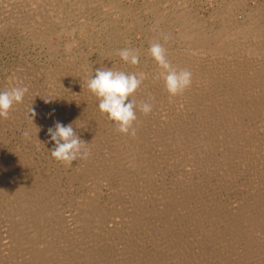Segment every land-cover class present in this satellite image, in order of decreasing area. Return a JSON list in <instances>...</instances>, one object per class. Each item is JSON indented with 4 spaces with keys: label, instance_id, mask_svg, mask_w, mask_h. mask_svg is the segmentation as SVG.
Wrapping results in <instances>:
<instances>
[{
    "label": "rangeland",
    "instance_id": "rangeland-1",
    "mask_svg": "<svg viewBox=\"0 0 264 264\" xmlns=\"http://www.w3.org/2000/svg\"><path fill=\"white\" fill-rule=\"evenodd\" d=\"M261 40L264 0H0V90L28 88L0 120V264H264ZM154 41L192 72L182 95ZM97 68L147 75L135 137L99 111ZM55 121L88 159L51 157Z\"/></svg>",
    "mask_w": 264,
    "mask_h": 264
},
{
    "label": "clouds",
    "instance_id": "clouds-1",
    "mask_svg": "<svg viewBox=\"0 0 264 264\" xmlns=\"http://www.w3.org/2000/svg\"><path fill=\"white\" fill-rule=\"evenodd\" d=\"M163 39L167 41L168 37L165 35ZM65 47L67 51H71L72 45ZM148 53L159 69L153 79L164 81L170 99L182 95L191 86L192 72L186 68L174 67L163 44L159 41L152 42ZM116 55L126 64L138 65L140 63L139 52L135 49L127 47L119 49ZM146 78L147 75L143 72L128 73L112 68H97L95 74L87 80L88 90L98 100L99 111L115 123L116 130L120 134L135 137L137 129L134 124L137 121V111L148 115L153 110L150 100L137 102L132 98ZM27 92L26 86H12L0 90V120L10 118L14 106L23 103ZM45 102L49 101L45 100ZM30 113L31 117L35 116L34 110L30 109ZM23 135L29 138L30 132L25 130ZM48 135L54 142L49 152L57 162L66 167H72L74 161L88 159L90 150L87 146L89 143L77 135L72 123L65 125L60 121H55L54 125L48 128Z\"/></svg>",
    "mask_w": 264,
    "mask_h": 264
},
{
    "label": "bare ground",
    "instance_id": "bare-ground-1",
    "mask_svg": "<svg viewBox=\"0 0 264 264\" xmlns=\"http://www.w3.org/2000/svg\"><path fill=\"white\" fill-rule=\"evenodd\" d=\"M233 21H234V20H233ZM230 24H231V23H230ZM230 24H229V25H230ZM237 24L239 25V23H237ZM237 24H236V25H237ZM238 25H237V26H238ZM241 25H242V24H241ZM239 26H240V25H239ZM239 26H238V28H239ZM228 28H229V27H228ZM242 29H243V28H242ZM247 29H248V28H247ZM258 29H259V28H258ZM236 30H237V29H236ZM255 30H256V29L251 30V31L253 32V31H255ZM248 31H250V29H249ZM257 31H259V30H257ZM257 31H256V32H257ZM194 33H195V32H194ZM194 33H193V34H194ZM196 33H197V32H196ZM198 33H199V32H198ZM216 33H217V32H216ZM249 33H250V32H249ZM249 33H248V34H249ZM254 33H255V32H254ZM250 34H251V33H250ZM258 34H259V33H258ZM201 35H202V34H201ZM190 36H191V35H190ZM250 36H252V35H250ZM257 36H258V35H257ZM188 37H189V36H188ZM196 37H197V35H196ZM253 37L256 39V36H253ZM258 37H260V36H258ZM258 37H257V38H258ZM190 38H191V37H190ZM190 38H189V39H190ZM218 38H219V37H218ZM192 39L195 40L193 37H192ZM198 39H199V37H198ZM256 40H258V39H256ZM195 41H196V40H195ZM200 41H201V39H200ZM261 41H264V40H261ZM193 42H194V41H193ZM196 42H197V41H196ZM198 42H199V41H198ZM198 42H197V43H198ZM255 43H256V42H255ZM203 44H205V42H204ZM213 44H214V43H213ZM213 44H212V45H213ZM198 45H199V44H198ZM213 47H214V46H213ZM216 47H217V46H216ZM208 48H209V47H208ZM225 48H226V47H225ZM243 48H244V47H242V48L240 47V49H243ZM262 48H263V47H262ZM249 49H250V48H249ZM198 50H199V47H198ZM207 50H208V49H207ZM226 50H227V49H226ZM204 51H205V50H204ZM248 51H250V50H248ZM254 51H255V50H254ZM246 53H247V52H246ZM206 54H207V53H206ZM208 55H209V54H208ZM174 65H175V64H174ZM262 102H263V101H262ZM243 112H244V111H243ZM234 114H235V113H234ZM136 128H137V127H136ZM179 133H180V132H179ZM202 139H203V138H202ZM229 139H230V138H229ZM133 148H134V147H133ZM187 150H188V149H187ZM155 155H156V154H155ZM106 165H107V164H106ZM117 168H118V167H117ZM127 172H128V171H127ZM120 237H121V236H120ZM198 246H199V245H198ZM6 248H7V247H6ZM186 257H187V256H186ZM120 263H121V262H120Z\"/></svg>",
    "mask_w": 264,
    "mask_h": 264
}]
</instances>
